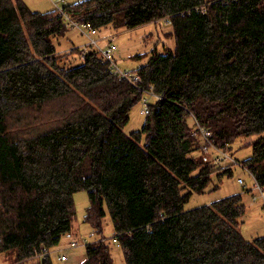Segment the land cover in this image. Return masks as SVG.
<instances>
[{"label": "trees", "instance_id": "16d2710c", "mask_svg": "<svg viewBox=\"0 0 264 264\" xmlns=\"http://www.w3.org/2000/svg\"><path fill=\"white\" fill-rule=\"evenodd\" d=\"M60 10L95 30L161 19L175 47L152 50L134 86L93 46L57 52L52 37L70 27ZM145 88L162 97L127 135ZM192 116L225 150L253 136L240 164L264 190V0H79L44 12L0 0V254L54 264L85 190L84 221L105 237L109 216L125 264H264V235L239 230L240 193L184 210L214 175H232L202 151ZM111 242L86 243L80 264H114Z\"/></svg>", "mask_w": 264, "mask_h": 264}, {"label": "rangeland", "instance_id": "374dc122", "mask_svg": "<svg viewBox=\"0 0 264 264\" xmlns=\"http://www.w3.org/2000/svg\"><path fill=\"white\" fill-rule=\"evenodd\" d=\"M79 0H24L30 10L44 12L51 9H61L68 3H73ZM67 23V22H66ZM77 23V22H76ZM68 24V23H67ZM69 26V24H68ZM95 40V43L91 41ZM52 41L56 50L60 54H64L72 49L74 46L81 50L93 46L97 50L106 51L111 45L115 49L110 51V57L116 65L123 70L131 71L138 66L145 63L152 50L165 52L175 47L174 38L171 34V26L164 20H155L145 24H141L132 28H115L113 25H108L91 32V28L82 23H77L67 28L63 37L53 36ZM101 53V51H100ZM81 56V52L79 54ZM74 54L66 62L75 65L79 63L80 56ZM65 62V60L63 59ZM150 101H154L153 98ZM141 101L136 104L128 113V122L123 126V132L129 135L132 131L141 128L146 114L141 112ZM253 139V136L242 137L235 139L226 149V152L231 156L232 160L223 159L217 161L216 165H225L230 163L232 165V175H224L218 179L215 175L205 192H193L190 199L184 204V210H190L201 205L210 204L216 200L225 198L227 196L240 193L243 196V203L247 207L246 213L242 216L239 223V230L246 237L252 240L258 236L264 235V214L261 212V202L257 199L251 202L252 196L258 195L256 189L253 187L252 177L246 167H243L240 162L249 158L252 155V147L248 144ZM203 151V150H202ZM205 152L210 158L214 159V152L212 150ZM199 151H194L191 154L197 155ZM241 179L243 183L238 182ZM74 201L76 206V214L72 221V229L69 235H64L60 239L59 245L63 248V252L52 253L54 264H80L85 260V252L82 249L84 246L83 239L87 243L97 241H112V224L109 216L103 218V228L105 237H101L96 233H92L91 226L84 221V214L89 204L88 194L85 190L78 191L74 194ZM76 241L78 246H72ZM113 242V241H112ZM110 243L111 255L114 264H125L121 250L115 243ZM82 249L80 253L78 249ZM50 253V252H49ZM58 254V255H57ZM68 256L66 260H59L60 255ZM35 256H38L35 255ZM39 258V256H38ZM38 258H30L24 261V264H32ZM0 264H16L12 256L7 254H0ZM23 264V263H21Z\"/></svg>", "mask_w": 264, "mask_h": 264}, {"label": "built area", "instance_id": "2783aa9c", "mask_svg": "<svg viewBox=\"0 0 264 264\" xmlns=\"http://www.w3.org/2000/svg\"><path fill=\"white\" fill-rule=\"evenodd\" d=\"M58 14L63 17L64 21H66L69 24V26H73V27H74V25L77 26V23L74 22L73 20H71L69 18L68 14H66L63 10H60ZM85 25L90 27L89 24H85ZM91 32L95 33L96 30L94 28H91ZM91 41L93 43H95V40L93 38H91ZM114 49H115V46L111 45L110 48H108V50H106V51L100 50V51L103 54V56L109 61L111 70L115 74H117L120 78L126 80L128 83H130V84H132L134 86H137L138 82L140 81L139 75L136 74V73H133L131 71H126V70L120 69L116 65V63L113 61V59L110 57L109 53H110V51H112ZM84 52H85L84 50L81 51V56L84 54ZM142 90H143L142 91L143 92V98L141 99V103H142L141 112L144 113V114H147L148 111H149L148 104L151 102L150 99L153 98L154 100H158V99H161L162 96L160 94L154 93L151 88H148V89L145 88V89H142ZM192 121L194 123V127H193L191 133H192V135L199 134L201 136V138L203 140V145H202L203 151L208 152V151L212 150L214 152V154H215V156H214V161L215 162L221 161L223 159L232 160L231 156L226 152L225 149H222V148H219V147L215 146V144L210 139L211 132L209 130H207L206 128L201 126L196 121L194 116H192ZM250 175H251V173H250ZM251 177H252L253 184H254L251 189L254 188L258 192V195L252 196L251 202H255L257 199H259L260 202H261V212H262V214H264V190L256 183V181H255V179H254V177L252 175H251ZM238 182L243 183V181L241 179H238ZM112 241L117 245L116 238H112ZM86 243H87V240L83 239V243L82 244L85 245ZM77 245L78 244L76 243V241H74L72 243V246H77ZM58 259L62 261V260L67 259V257H66V255L62 254V255L58 256Z\"/></svg>", "mask_w": 264, "mask_h": 264}, {"label": "crops", "instance_id": "0c3cea01", "mask_svg": "<svg viewBox=\"0 0 264 264\" xmlns=\"http://www.w3.org/2000/svg\"><path fill=\"white\" fill-rule=\"evenodd\" d=\"M73 46H76V45H73ZM250 188H252V187H250ZM77 246H78V245H77ZM78 247H80V246H78ZM78 247H76V249H78L77 252L80 253L81 251L84 250V249H83L84 246H82V247H83V248H82L83 250H82V249H79ZM63 250H64V249L61 248V246L58 244L56 247L50 249L49 252H50V254H52V253H58L59 251H61V252H63L64 254H66ZM57 255H58V254H57ZM66 255H67V254H66ZM35 257L38 258V256H35ZM35 257H34V258H35ZM66 257H67V259H68V256H66ZM57 258H58V257H57ZM67 259H66V260H67Z\"/></svg>", "mask_w": 264, "mask_h": 264}]
</instances>
